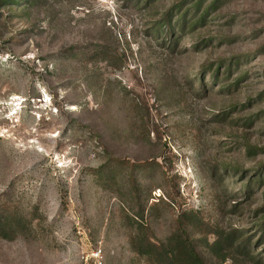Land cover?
Masks as SVG:
<instances>
[{
  "label": "rangeland",
  "instance_id": "1",
  "mask_svg": "<svg viewBox=\"0 0 264 264\" xmlns=\"http://www.w3.org/2000/svg\"><path fill=\"white\" fill-rule=\"evenodd\" d=\"M3 1L0 264L264 263V0Z\"/></svg>",
  "mask_w": 264,
  "mask_h": 264
},
{
  "label": "trees",
  "instance_id": "2",
  "mask_svg": "<svg viewBox=\"0 0 264 264\" xmlns=\"http://www.w3.org/2000/svg\"><path fill=\"white\" fill-rule=\"evenodd\" d=\"M3 2L15 6L20 3L19 0H4ZM7 229L8 227L0 221V237L10 239L17 234L15 230L11 234V231ZM207 246L212 249L220 247V244L217 242L212 245L207 244ZM133 247L139 255L146 257L150 264H206L185 229H180L178 235L165 243H155L149 238L140 240L135 238ZM259 263L264 264L262 261Z\"/></svg>",
  "mask_w": 264,
  "mask_h": 264
}]
</instances>
